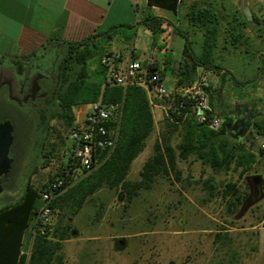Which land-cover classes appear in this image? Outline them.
<instances>
[{
  "label": "trees",
  "instance_id": "1",
  "mask_svg": "<svg viewBox=\"0 0 264 264\" xmlns=\"http://www.w3.org/2000/svg\"><path fill=\"white\" fill-rule=\"evenodd\" d=\"M180 4L181 0H147L145 7L147 14L142 23L154 39L168 30L184 39V62L175 73V89L188 85L194 80L196 67L210 69L207 65L211 64L213 52L217 48L222 22L226 24L222 31L224 41L233 48L246 46L248 37L243 30L247 25L259 26L261 23L254 16L248 21L243 13L240 15L233 12L222 13L220 9L226 8L223 3H195L184 17L190 28L202 34L201 54L197 56L180 28L151 14L152 7L177 14ZM120 28L122 27L113 28L107 33L106 39L123 35L125 30L118 32ZM124 28L131 29V27ZM263 31L264 28L261 25L259 32L262 36ZM93 39L94 37H86L77 42H63L65 52L57 63L56 83L52 93L46 98L45 109L42 110L38 119L45 131L49 130V121L57 119L62 123L63 128L70 132L74 121L73 107L98 101L102 104L119 105L118 135L115 146L111 152L101 154L100 164L95 170L52 201L54 222L50 234L32 235L31 227L39 205L40 193L47 188L48 183L60 176L65 167L64 164L41 187L34 188L27 183L18 201L0 208V264H59L61 258L58 254L63 242L73 238V218L91 195L101 188H107L118 192V201L129 204L140 191L150 190L159 178L171 180L174 184L181 186L183 182L190 184V176L183 178V172L178 165L190 158L200 162L215 175L238 173L239 178L244 180V189H241L238 182L216 184L211 176L200 182L202 190L207 194V200L221 199L226 203L228 214L238 213L249 196L245 178L249 177L248 173L259 162L258 157L263 156L264 151L254 150L256 137L248 143L231 141L226 134V127L230 125V120L226 118L222 119L223 123L219 130L214 131L208 127L213 115L219 116L211 89L212 112L207 114V122L199 123L196 120V114H192L190 104L181 110L182 116L186 115V117L178 124L163 118L162 129L153 144L151 156L141 167L139 180L133 182L127 180L133 161L144 151L155 129L151 104L146 89L135 84L123 88L108 82L107 71L101 60L110 53H107L103 46L99 42H94ZM34 56L33 53L14 62L17 71L22 73L26 62ZM262 67L264 68V54ZM144 69L147 73L157 71L161 76V72L154 65L146 66ZM255 130L258 137H264V120L256 124ZM263 182L264 180L262 184ZM29 228L30 233L26 237ZM226 237V235L217 234L213 244H219L220 248L229 247L231 242ZM25 246L28 248H24ZM28 249V255L21 254L23 250L27 252ZM220 262H223L221 258ZM228 262L230 264L236 262V254L230 255Z\"/></svg>",
  "mask_w": 264,
  "mask_h": 264
},
{
  "label": "rangeland",
  "instance_id": "2",
  "mask_svg": "<svg viewBox=\"0 0 264 264\" xmlns=\"http://www.w3.org/2000/svg\"><path fill=\"white\" fill-rule=\"evenodd\" d=\"M188 1L184 0L183 6ZM198 3H223L228 10L244 7L243 0H198ZM183 9L182 7L180 13ZM166 14L172 17L171 13ZM184 14L179 16L182 22L180 29L191 37L192 31L185 30L187 22ZM262 34L264 40V31ZM126 35L130 39L134 34L131 32ZM137 35L143 45L145 36L140 31ZM106 41L104 38L101 45ZM194 42L196 41L193 40L191 45L193 51L196 48ZM162 43L158 40L159 45ZM140 46H136V50L141 55L143 52ZM64 52L63 45L50 46L44 54H36L30 66L41 75L50 76L53 83H56L57 63ZM8 55L14 57L16 54L11 52ZM245 64L238 55H231L223 62L224 67L233 71L236 79L241 78ZM4 69H0V124L5 120L10 122L14 130V141L10 148V159L13 163L9 181L0 194V208L18 201L27 183L34 188L45 184L64 164L71 145L69 132L59 120L49 121V130L45 131L39 119L32 120V117H27L26 107L13 100L19 98L16 91L17 76L3 72ZM245 76L251 77L250 72ZM166 80L168 83L171 76L167 75ZM5 82L11 85L10 89L3 86ZM44 109L45 105L42 107ZM162 126L163 116L156 117L154 132L148 139L145 150L133 161L127 180H139L142 162L151 156L152 146ZM4 139H0L1 147ZM260 141V137L254 140L256 151ZM259 157H262V162L259 161L253 166L249 176H264V154ZM178 165L183 172V178L190 176V184L183 182L181 186L171 180L159 178L150 190L140 191L129 204L118 201V192L114 190L101 188L96 191L79 211L82 219L87 222L88 230L82 229L80 225H76L75 229L77 235L97 236L98 239L81 240L79 244L73 241L64 245L68 248H79L82 257L92 260L88 264L219 263L220 257L225 261L227 257L222 255L223 251H218L219 244L215 245L213 242L217 234H222L231 239V246L241 255L240 262L247 261L244 256V236L239 231L259 223L264 215V199L258 207L252 206L241 217L238 215L240 210L235 215H230L227 213L226 203L221 199L207 200V194L202 190L200 182L211 176L216 184L238 182L241 189H244V180L239 178L238 173L215 175L193 158ZM263 188L264 182L258 191L261 192ZM29 233L30 228L26 237ZM121 240L123 243L119 244ZM90 252L94 254H89Z\"/></svg>",
  "mask_w": 264,
  "mask_h": 264
},
{
  "label": "crops",
  "instance_id": "3",
  "mask_svg": "<svg viewBox=\"0 0 264 264\" xmlns=\"http://www.w3.org/2000/svg\"><path fill=\"white\" fill-rule=\"evenodd\" d=\"M243 2L249 8L251 18L254 16L261 21L259 26L249 24L243 30L245 36L248 37V41L245 42L246 46L233 48L225 42L222 31L226 24L222 22L217 48L213 52L211 64L207 65L210 69L196 67L194 70V80L203 75L208 76L216 112L222 119L230 120V125L226 127V134L231 141L237 143H248L253 137L258 138L255 135L246 142L247 135L250 132H256V124L264 120V68L262 67L264 40L259 32V27L264 24V0H243ZM146 3L147 0H0V69H4L3 67L6 65V68L2 70L3 72L11 75L21 74L17 71L14 62L24 56L33 53L36 56L40 50L43 51L40 54H44L46 48L50 46L64 45L63 42H77L86 37H94V42L102 44L101 42L106 38L108 32L113 28L122 27L118 29V32L125 30V34L115 35L112 39H107V42L102 45L104 50L107 53L120 55L119 67H124L129 60L139 62L143 68L154 65L161 72L162 82L166 89L168 91L174 90L175 73L180 64L184 62V39L170 30L154 39L142 25L147 14L145 11ZM183 3L184 0H181L177 14L157 7H152L151 14L166 20L176 28H180L182 22L179 16L182 13H185L183 15L185 16L191 6L198 3V0H189L185 6ZM182 7L184 11L180 13ZM220 11L224 14L233 12L237 15L241 13L245 15L244 8H233L232 10L221 8ZM166 13H171L172 17L167 16ZM247 20L250 21L251 19ZM124 27H131V29ZM187 29L192 31L191 37L183 30L181 32L190 41V47L192 41H196L194 42L196 47L194 52L200 56L202 34L194 31L188 25L185 30ZM138 31L145 36L143 45L137 39ZM131 32L134 34V39L129 42L126 33ZM54 39L57 41H52ZM158 40L163 43L159 45ZM138 45H141L143 52L141 55L136 50ZM11 52L16 55L11 57L8 55ZM231 55H238L246 62L244 73L240 79H236L232 74L233 71L223 66L225 59ZM35 56L26 62V67L29 66ZM249 72L251 77L248 78L245 75ZM167 75L171 76L168 83ZM6 84L5 82L4 85ZM146 92L156 125V117L163 115V103L155 98L153 92L149 90ZM240 120L244 121L243 124L239 123ZM253 125L255 128H252ZM247 128L248 130H246ZM254 150L256 151L255 147ZM262 160L261 157L258 161L262 162ZM145 161L142 162V165ZM260 176L263 180L264 176L262 174ZM261 192L262 197L252 206L258 207L264 199V188ZM258 222L252 227L242 228L239 231L244 236L246 245L244 256L247 261L240 262L241 255L231 246L232 241L230 239L231 245L229 247L218 249V251H223L222 255H226V261L220 257L223 262L206 261L194 264H230L228 261L233 253L236 254V262L233 264H264V215ZM86 223L79 213L73 218V238L63 242L62 249L58 254L61 258L59 264H88L92 262L91 259L81 256L79 248H68L64 245L73 241L79 244L81 240L85 239L97 240V236L77 235L75 226L80 225L82 229L88 230ZM119 242L121 244L123 240ZM21 254L28 255L29 249L27 252L23 250ZM89 254L94 253L90 252Z\"/></svg>",
  "mask_w": 264,
  "mask_h": 264
},
{
  "label": "built area",
  "instance_id": "4",
  "mask_svg": "<svg viewBox=\"0 0 264 264\" xmlns=\"http://www.w3.org/2000/svg\"><path fill=\"white\" fill-rule=\"evenodd\" d=\"M119 62L118 53H110L101 60L109 83L123 88L135 84L153 92L155 98L163 103V118L171 123L178 124L185 119L186 115L182 116L181 110L188 104L199 123L207 122V114L212 112L208 76L203 75L188 85L168 91L157 71L147 73L137 61L129 60L124 67H119ZM119 109V105L102 104L99 101L73 107L74 121L68 134L71 145L65 167L60 176L48 183L39 195V205L31 227L32 235L52 232V201L95 170L100 164L101 154L113 150L118 135ZM222 123L221 117L213 115L208 127L217 131ZM259 150L264 151V137L259 143Z\"/></svg>",
  "mask_w": 264,
  "mask_h": 264
},
{
  "label": "flooded vegetation",
  "instance_id": "5",
  "mask_svg": "<svg viewBox=\"0 0 264 264\" xmlns=\"http://www.w3.org/2000/svg\"><path fill=\"white\" fill-rule=\"evenodd\" d=\"M31 63L29 64V66ZM26 67V71L21 74H17V95L19 98L13 99L15 103H19L20 106H25L27 109V117L38 119L41 114L42 107L45 105V100L49 93H52L54 83L50 76L41 75L38 71L34 70L33 67ZM5 88L10 89L11 85L7 83L3 84ZM240 124L243 121L240 120ZM6 124L2 127L0 132V139L5 137V133L8 134V140H10L8 147L7 158L3 156L2 148L0 146V188L2 192L4 187L9 181L10 169L13 161L10 159V148L14 141V130L8 120L3 121L0 125ZM4 133V135H3ZM1 192V193H2ZM120 243V242H119Z\"/></svg>",
  "mask_w": 264,
  "mask_h": 264
},
{
  "label": "water",
  "instance_id": "6",
  "mask_svg": "<svg viewBox=\"0 0 264 264\" xmlns=\"http://www.w3.org/2000/svg\"><path fill=\"white\" fill-rule=\"evenodd\" d=\"M244 13L247 17V19H251V14H250V11H249V8L246 6V4L244 5ZM244 122V121H243ZM6 124H3V125H0V129H2V127H4ZM233 128V127H231ZM252 128H255V125L252 126ZM240 129V128H239ZM248 130V128L246 129ZM2 130H0L1 132ZM4 135V133H3ZM257 136L256 132H250L248 135H247V138H246V142H248L253 136ZM4 141H3V145H2V153H3V156L7 158V155H8V147H9V143L10 140H8V134L5 133V137H4ZM245 182H246V185L248 186L249 188V196L248 198L245 200V202L243 203L240 211H239V216H242L247 210L249 207H251L258 199H260L262 197V194L260 191H258V189L260 188L261 184H262V178L261 176L259 175H255V176H249V177H246L245 178ZM2 192V189L0 188V194Z\"/></svg>",
  "mask_w": 264,
  "mask_h": 264
}]
</instances>
